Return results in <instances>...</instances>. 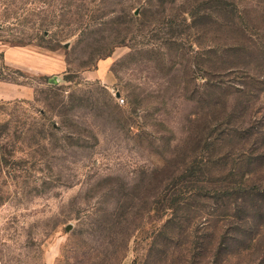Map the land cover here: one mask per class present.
<instances>
[{"label":"rangeland","instance_id":"obj_1","mask_svg":"<svg viewBox=\"0 0 264 264\" xmlns=\"http://www.w3.org/2000/svg\"><path fill=\"white\" fill-rule=\"evenodd\" d=\"M19 47L58 70L7 65ZM0 81L32 91L0 99V264L259 260L264 203L204 191L264 189V0H0Z\"/></svg>","mask_w":264,"mask_h":264},{"label":"trees","instance_id":"obj_2","mask_svg":"<svg viewBox=\"0 0 264 264\" xmlns=\"http://www.w3.org/2000/svg\"><path fill=\"white\" fill-rule=\"evenodd\" d=\"M60 44V40L59 39H55V43L50 45H42V44H39L40 46H45L51 50H54L58 47V45ZM238 50H240L238 47H229V46H224L222 49H221V52L220 53V56L221 57H225L228 53H231V54H234L235 52H238ZM216 52V51H215ZM218 53V52H217ZM228 56V55H227ZM226 56V57H227ZM227 65V64H226ZM230 66H223L221 68V70H227L229 69ZM223 82H220V84H209L210 87L212 88H217V87H221L223 86ZM214 85V86H213ZM218 85V86H216ZM201 101H204V99H202ZM212 104H214L212 102ZM5 130V127L4 125H0V173H8L10 171H17V167H15L16 164V160H13L11 157L12 155V152H14L15 150V146H11V150H8L7 146H5V144H3V139H4V136H3V131ZM245 135L246 136H249L251 131L249 128H246L245 130ZM243 131V132H244ZM213 142H207L206 145H205V148H208L210 144H212ZM189 167L187 168H184L183 171L178 175V176H173L170 181L166 184L165 186V189L166 191L168 190V188L178 182V181H181L182 179L185 178V176L188 174L189 172ZM206 188L204 186H200V185H193V186H189V187H186L184 188V193L181 194V199L185 200V201H192L194 203H198L196 202L195 199H190L189 195H192V192L193 191H198V192H201V191H204ZM259 191V193H258ZM205 193L204 194H211L213 198H216V199H220L222 197H238V196H242V198L244 197L243 194H247V196L249 197L247 202L250 201V203L253 205V207L261 214V212L259 211L260 210V204L259 203H264V189L263 190H260V187H258L256 184H249L247 186H243L242 184H238V185H234L230 188H212V189H207L204 191ZM188 195V196H187ZM3 199L0 198V201H2ZM161 200L160 196L154 198V200L152 201V203H159ZM233 204H236L235 200H232L231 201ZM209 215H211V213H208ZM232 215H230L227 210H223V214H222V217H231ZM252 239V238H251ZM250 239V240H251ZM253 244V243H252ZM256 249H258L259 252H261V256H259V260L255 259V260H250L247 264H264V243L262 242H259L258 244L256 243Z\"/></svg>","mask_w":264,"mask_h":264},{"label":"crops","instance_id":"obj_3","mask_svg":"<svg viewBox=\"0 0 264 264\" xmlns=\"http://www.w3.org/2000/svg\"><path fill=\"white\" fill-rule=\"evenodd\" d=\"M36 49V48H34ZM2 51V50H1ZM4 51L5 63L10 66L30 68L37 73L43 74H53L57 69L56 52L53 51H38L29 50V48H7ZM63 64V61H62ZM61 67V65H60ZM61 69V68H59ZM32 93L31 89L26 86H20L13 83L0 81V99H11V98H21L29 97ZM170 222L166 221L163 228H166ZM170 229H172L170 227ZM155 239V240H154ZM162 245L164 248V253L162 257H167V252L171 249L170 242L168 243L165 238H147L145 241L140 243V250H143L148 246L149 251L153 253L151 246ZM155 252V251H154ZM163 252V249H162ZM122 264H127L124 262Z\"/></svg>","mask_w":264,"mask_h":264},{"label":"built area","instance_id":"obj_4","mask_svg":"<svg viewBox=\"0 0 264 264\" xmlns=\"http://www.w3.org/2000/svg\"><path fill=\"white\" fill-rule=\"evenodd\" d=\"M120 102H123V98H117Z\"/></svg>","mask_w":264,"mask_h":264}]
</instances>
